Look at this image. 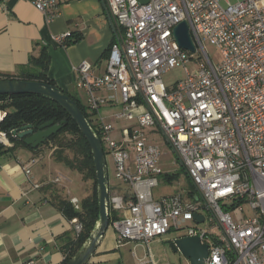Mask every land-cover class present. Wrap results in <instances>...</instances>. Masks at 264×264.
<instances>
[{
    "label": "built area",
    "instance_id": "1",
    "mask_svg": "<svg viewBox=\"0 0 264 264\" xmlns=\"http://www.w3.org/2000/svg\"><path fill=\"white\" fill-rule=\"evenodd\" d=\"M28 1L50 20L69 0ZM104 2L114 40L100 72L88 60L77 64L75 84L115 177L130 186V194L109 195L116 242L144 243L142 264H156L150 242L171 229L184 230L178 237L197 236L208 245L205 264H264V0ZM181 21L198 58L174 38ZM71 36L67 31L54 40L66 46ZM204 40L219 49L218 63ZM173 68L182 69L183 77L167 85L163 75ZM4 115L0 109V120ZM149 131L164 134L193 191L153 198L163 170ZM0 143L9 144L4 131ZM70 201L79 209L77 198ZM204 209L220 232L200 226L208 217ZM71 223L78 235L82 223L76 217Z\"/></svg>",
    "mask_w": 264,
    "mask_h": 264
},
{
    "label": "crops",
    "instance_id": "2",
    "mask_svg": "<svg viewBox=\"0 0 264 264\" xmlns=\"http://www.w3.org/2000/svg\"><path fill=\"white\" fill-rule=\"evenodd\" d=\"M67 31L72 33L71 41L62 46L54 37ZM114 37L104 0L64 1L50 20L28 0L0 1V73L19 75L38 71L31 59L44 48L49 57L47 76L78 98L84 93L76 87L75 67L88 60L100 72ZM123 124L124 121L116 122L118 127ZM8 142L0 144L12 147L9 139ZM80 175L79 179L75 169L56 161L47 145L35 151L18 146L0 152V264L62 263L66 249L77 235L71 219L56 203L59 198L78 199L70 185L76 182L81 183L84 197L91 194V180ZM112 176L108 170L109 195H127L119 186L127 185L130 190L129 184L116 178L114 172ZM115 235L109 225L86 264H142L145 254L137 257L136 248L144 247L146 253L147 246L139 241L118 244ZM151 257L154 261L152 254Z\"/></svg>",
    "mask_w": 264,
    "mask_h": 264
},
{
    "label": "trees",
    "instance_id": "3",
    "mask_svg": "<svg viewBox=\"0 0 264 264\" xmlns=\"http://www.w3.org/2000/svg\"><path fill=\"white\" fill-rule=\"evenodd\" d=\"M48 61V54L43 48L37 56H33L31 59V63L38 68V71L22 72L19 75L0 73V79L20 77L56 85L46 74ZM66 93L75 101L85 117L90 121L81 100L74 94ZM0 109L5 111V115L0 120V131L6 132L7 138L12 143V147L7 148H4V145L0 144V152L4 149L9 150L18 146L35 151L38 147L47 145L52 149V156L56 161L63 162L69 168L77 170L82 174L84 180H91L92 182V192L82 199L81 209L76 210L72 203L64 198H59L56 203L58 209L68 219L76 217L82 223L81 232L66 249L64 260L61 263L66 264L87 238L98 217L96 178L89 144L67 112L46 96L34 93L0 94ZM62 119L67 120L66 124L36 148L25 144L22 138L12 134V129L24 124L36 123L37 125H41L51 120L56 123ZM90 124L97 133L94 125L91 122ZM171 176L172 174H164V178L169 181L172 178ZM116 216L115 212L109 211V222Z\"/></svg>",
    "mask_w": 264,
    "mask_h": 264
},
{
    "label": "water",
    "instance_id": "4",
    "mask_svg": "<svg viewBox=\"0 0 264 264\" xmlns=\"http://www.w3.org/2000/svg\"><path fill=\"white\" fill-rule=\"evenodd\" d=\"M141 1L146 2L147 0ZM173 35L179 46L190 51L195 50L186 21H181L175 25ZM20 93L40 94L56 102L74 120L89 144L96 178L98 217L87 238L66 262V264H86L109 226L108 166L102 142L75 101L59 86L23 78L0 79V94ZM66 122V119H62L56 123L51 120L41 125L28 123L12 129V134L22 138L25 144L36 148L50 135L60 130ZM195 218L202 220V216L198 214H195ZM169 245L173 252H181L188 259L189 264H205V259L208 256V245L202 243L197 236H181L170 241Z\"/></svg>",
    "mask_w": 264,
    "mask_h": 264
},
{
    "label": "rangeland",
    "instance_id": "5",
    "mask_svg": "<svg viewBox=\"0 0 264 264\" xmlns=\"http://www.w3.org/2000/svg\"><path fill=\"white\" fill-rule=\"evenodd\" d=\"M203 46L205 51L208 53V56L211 59V61L214 64L218 63L221 58L219 49L215 45L209 43V41H205V40L203 41ZM190 54H192L193 58H198L201 56V53L199 51H190ZM195 65L198 66L199 63H196ZM182 77H183L182 69L173 68L163 75V81L167 85H171L176 80ZM82 95H80V97H82ZM80 100L83 101V97L80 98ZM150 135L154 137V141L159 146L161 154L158 160V164L163 170V173L158 175V184L152 188L153 198L161 199L164 198L165 196L170 195L175 191L178 192L180 191L183 193V191L186 189L193 191L194 187L191 179L188 177L184 167L182 166L180 160L177 157V154L172 149L171 145L165 138L164 134L160 132L159 135H152V133H150ZM106 162L108 165L110 178H113L112 176L113 163L109 155H106ZM64 171L69 173L67 169H64ZM75 173L77 177H79L80 179L81 178L80 172L75 170ZM165 173L172 174L171 176L172 178L170 181L164 178ZM70 185L76 191L75 193L77 194L78 200L81 205L82 199L85 196V192L82 190L81 183L76 182L75 184H70ZM119 188L122 190H126L127 194H130V190L127 189V185H120ZM243 210H244V214L247 215L248 208L246 205H243ZM203 211L207 214L208 217L204 222L199 223L200 226L202 228L208 229L211 233L220 232L219 231L220 228L217 225V222L213 219L212 214L210 212L207 213L205 209ZM232 214H234V212H232ZM208 218H212L213 221L212 222L209 221ZM189 224H194V222L192 221ZM183 232L184 230L171 229L167 233L161 235L158 238H155L150 242L149 250L156 264H163V263L189 264L188 259H186V257L181 252L179 251L173 252L169 245L170 240L174 239L177 236L182 235ZM136 253H137V257L140 258L143 257V255L145 254L144 247L141 246L137 247Z\"/></svg>",
    "mask_w": 264,
    "mask_h": 264
},
{
    "label": "bare ground",
    "instance_id": "6",
    "mask_svg": "<svg viewBox=\"0 0 264 264\" xmlns=\"http://www.w3.org/2000/svg\"><path fill=\"white\" fill-rule=\"evenodd\" d=\"M177 238V237H176Z\"/></svg>",
    "mask_w": 264,
    "mask_h": 264
}]
</instances>
